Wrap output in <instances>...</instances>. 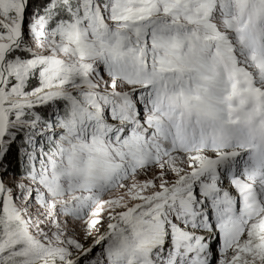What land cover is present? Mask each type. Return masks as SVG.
I'll return each mask as SVG.
<instances>
[{
	"label": "snow or ice",
	"instance_id": "obj_1",
	"mask_svg": "<svg viewBox=\"0 0 264 264\" xmlns=\"http://www.w3.org/2000/svg\"><path fill=\"white\" fill-rule=\"evenodd\" d=\"M0 264H264V0H0Z\"/></svg>",
	"mask_w": 264,
	"mask_h": 264
}]
</instances>
